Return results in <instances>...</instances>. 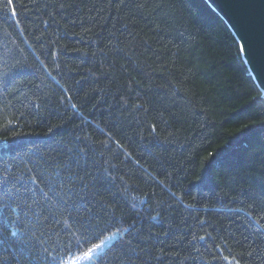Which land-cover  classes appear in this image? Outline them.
Wrapping results in <instances>:
<instances>
[{
    "label": "trees",
    "instance_id": "16d2710c",
    "mask_svg": "<svg viewBox=\"0 0 264 264\" xmlns=\"http://www.w3.org/2000/svg\"><path fill=\"white\" fill-rule=\"evenodd\" d=\"M78 148L79 175L95 177L86 235L135 221L93 264L264 260L247 256L249 241L264 249L247 215L264 211V96L207 0H0V170L30 187ZM0 226L29 241L19 255L39 253L34 264H68L99 243L76 247V224L70 238L23 210Z\"/></svg>",
    "mask_w": 264,
    "mask_h": 264
},
{
    "label": "snow or ice",
    "instance_id": "6c2138e0",
    "mask_svg": "<svg viewBox=\"0 0 264 264\" xmlns=\"http://www.w3.org/2000/svg\"><path fill=\"white\" fill-rule=\"evenodd\" d=\"M7 3H12V0H7ZM120 3L123 4L124 0H120ZM134 7L137 9L144 8L145 3H136ZM241 50H245L244 46H241ZM134 107L142 109L143 105L137 104ZM152 127L155 128V125ZM117 144L119 146L118 141ZM75 153L76 155L73 154L72 150H69V159L65 161L64 164L57 165L56 173L47 181L44 180L42 174H38L40 176L39 182L36 176H31L28 181L31 185L30 187L22 184L9 171L0 170V225H3L5 221L8 224L18 222L20 220L21 210L24 211L25 219H31L34 216L35 221L37 223H42L44 226H47L52 221H55L57 224L62 223L64 225V231L69 233L70 238H72L73 224H76L77 229L82 230L81 237L86 236V239L76 243V247H79L81 242L88 243L89 241H99V243H92L91 247L88 248L87 252H85L82 257V259L89 261V264H93L97 253L100 252L101 249H106L110 241H113L122 236L124 232L134 228L135 221H133L128 228L121 229L117 227L115 231L111 232V235L105 236L104 239H100V237L104 234V231L108 229L90 232V234L86 235L83 229L90 230L91 221L95 219V217L92 215L93 208L89 206L90 202L85 201L83 193L88 191V182L94 183L95 177H90L88 182H86V178L79 175L80 164L77 160V156H84L85 162L87 157L85 149H75ZM73 163L77 165L78 171L76 173H72L71 171V165ZM61 170L69 172V183H66L63 177L60 176ZM41 183L44 184L43 188L40 186ZM45 188H47L48 191H45ZM57 189H59V191H57ZM50 194H54L57 197L55 202ZM95 195H97V193H93V197H95ZM73 197H76L80 204L77 217L72 216V211L76 209ZM105 207L111 209L112 205L105 203ZM45 212L48 213L47 216ZM81 212L86 215H81ZM13 213L16 214L15 221L12 218ZM58 215L59 219H57ZM247 215L250 221L255 223L256 227L264 233V211L257 213L255 216H253L252 212H248ZM41 236H43V233H41ZM30 239L38 238L35 237L33 233ZM200 239H203V237H200ZM245 239L247 240V237H245ZM38 242L42 244L43 240L38 239ZM28 243L29 241L26 240L19 231L17 234L13 235L11 232H7L4 226H0V264H34V260L40 259L39 253H37L34 258H28L27 261L19 255L22 247L28 245ZM254 245L255 241L248 242L250 250L247 252V256L250 258L253 253H259L264 257V249H260L259 246ZM133 251H136V249L133 248ZM140 251H144V249H140ZM241 255L244 254L242 253ZM55 259V257H51L49 264H53ZM224 259H227V257ZM233 264H239V260L235 257H233ZM261 264H264V260L261 261Z\"/></svg>",
    "mask_w": 264,
    "mask_h": 264
},
{
    "label": "water",
    "instance_id": "95a60500",
    "mask_svg": "<svg viewBox=\"0 0 264 264\" xmlns=\"http://www.w3.org/2000/svg\"><path fill=\"white\" fill-rule=\"evenodd\" d=\"M234 32L264 96V0H207Z\"/></svg>",
    "mask_w": 264,
    "mask_h": 264
},
{
    "label": "rangeland",
    "instance_id": "374dc122",
    "mask_svg": "<svg viewBox=\"0 0 264 264\" xmlns=\"http://www.w3.org/2000/svg\"><path fill=\"white\" fill-rule=\"evenodd\" d=\"M82 257H78V258L75 257V260L69 262L68 264H88L89 261L82 259Z\"/></svg>",
    "mask_w": 264,
    "mask_h": 264
}]
</instances>
